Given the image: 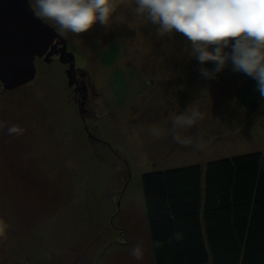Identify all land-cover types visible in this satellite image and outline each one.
<instances>
[{"label": "rangeland", "instance_id": "1", "mask_svg": "<svg viewBox=\"0 0 264 264\" xmlns=\"http://www.w3.org/2000/svg\"><path fill=\"white\" fill-rule=\"evenodd\" d=\"M111 2L109 26L62 34L87 72L89 116L81 117L58 59H36V77L26 85L8 90L0 80V121L25 130H0V219L8 225L0 264L146 262V254L139 261L115 255L131 249L127 217L121 220L127 204L141 223L146 217L144 173L264 152V101L255 112L243 108L230 64L203 77L183 35L158 34L135 13V0ZM189 107L205 114L185 133L202 138V150L182 147L170 133L171 116ZM143 234L142 226L140 240Z\"/></svg>", "mask_w": 264, "mask_h": 264}, {"label": "trees", "instance_id": "2", "mask_svg": "<svg viewBox=\"0 0 264 264\" xmlns=\"http://www.w3.org/2000/svg\"><path fill=\"white\" fill-rule=\"evenodd\" d=\"M237 74L239 103L257 111L256 81ZM142 184L156 264H264V152L146 172Z\"/></svg>", "mask_w": 264, "mask_h": 264}, {"label": "clouds", "instance_id": "3", "mask_svg": "<svg viewBox=\"0 0 264 264\" xmlns=\"http://www.w3.org/2000/svg\"><path fill=\"white\" fill-rule=\"evenodd\" d=\"M135 13L146 15L157 25L160 35L177 32L191 44L193 58L199 61L198 71L213 79L229 64L232 71L243 73L256 81V90L264 98V0H135ZM37 17L52 22L64 34L86 33L99 22L109 26L115 6L111 0H34ZM212 63V68L204 67ZM205 114L189 107L171 116L170 133L174 142L196 150L206 147L202 138L186 135ZM6 135H23L19 125L0 121V130ZM152 134L160 137L153 129ZM8 225L0 219V237L6 235ZM174 239H181L174 233ZM129 255L134 260L144 256L143 241L131 247Z\"/></svg>", "mask_w": 264, "mask_h": 264}, {"label": "water", "instance_id": "4", "mask_svg": "<svg viewBox=\"0 0 264 264\" xmlns=\"http://www.w3.org/2000/svg\"><path fill=\"white\" fill-rule=\"evenodd\" d=\"M56 38L71 60L75 59V54L67 50V39L37 17L30 0H0V80L4 88L14 89L32 81L37 74L36 57L45 55ZM65 52L61 53L62 62L70 61L64 58Z\"/></svg>", "mask_w": 264, "mask_h": 264}, {"label": "flooded vegetation", "instance_id": "5", "mask_svg": "<svg viewBox=\"0 0 264 264\" xmlns=\"http://www.w3.org/2000/svg\"><path fill=\"white\" fill-rule=\"evenodd\" d=\"M68 43V42H67ZM67 50L69 52H72L69 49V44L67 45ZM65 52V47L64 44L61 43V40L59 38H56L55 41L51 44V47L47 50L46 54L43 56H37L36 59L43 60L45 62H48L47 59H51L53 61L54 59H58L60 62L61 53ZM53 53L50 58H48V53ZM64 58L65 59H70L68 62H62L65 66V72L67 73L68 76V70L71 69L70 71V76L73 81L72 89L75 91V99L81 106V117L84 119L88 114L91 112V109L87 107V103L89 99V82L87 81V72L82 69L81 67L77 66L75 63V59L71 60L70 54H67L66 52L64 53ZM73 61V63H72ZM74 64V68H72V65ZM69 77V76H68ZM70 79V78H69ZM92 93L95 96L94 90H92Z\"/></svg>", "mask_w": 264, "mask_h": 264}, {"label": "crops", "instance_id": "6", "mask_svg": "<svg viewBox=\"0 0 264 264\" xmlns=\"http://www.w3.org/2000/svg\"><path fill=\"white\" fill-rule=\"evenodd\" d=\"M144 206L146 209V204H145V198H144ZM143 211V210H142ZM142 213V212H141ZM126 214V216L121 217V220L123 219V222L125 223L126 221V217H127V221L126 224L128 225V239H129V244L130 246H134L137 242L139 241H143L144 243V254L147 255V261H139L141 263H133V264H151L153 262V264L155 263V258H154V251H153V246H152V241H151V234H150V225H149V219H148V214L146 213V217L142 216V223H141V219H140V215L137 211V208L134 204H127V211L125 213H123L122 215ZM121 215V216H122ZM135 220H138L140 223L135 224ZM143 226V239L140 240L139 236L137 235L140 231L141 228ZM145 229L148 230V232L145 231ZM137 235V236H136ZM121 237H123L121 235ZM129 251L130 249H128L127 251L118 253L116 252V257L119 260V257H124V259L130 257L129 255ZM153 256V260L151 259V257ZM116 259V262H117ZM131 259H133L131 257ZM124 264H130V263H124Z\"/></svg>", "mask_w": 264, "mask_h": 264}]
</instances>
